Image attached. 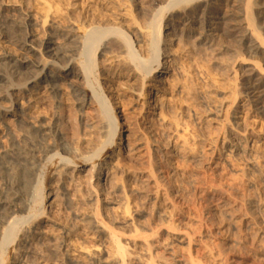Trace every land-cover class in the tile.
Masks as SVG:
<instances>
[{
  "label": "rangeland",
  "instance_id": "1",
  "mask_svg": "<svg viewBox=\"0 0 264 264\" xmlns=\"http://www.w3.org/2000/svg\"><path fill=\"white\" fill-rule=\"evenodd\" d=\"M171 1L177 0H0L11 20L37 15L36 38L26 50L10 29L0 30V92L9 97L1 107L7 115L25 110L22 120L47 126L55 146L39 163L27 197L24 228L31 225L36 234L25 264H75L62 248L67 236L106 259L113 250L108 233L127 250L126 264H264V1L255 8L260 38L246 20L248 0L170 7L154 62L155 16ZM68 31L79 49L58 58L54 49ZM93 35L96 46L111 52L98 55L89 71L96 46L86 51L82 42ZM119 36L129 49L114 43ZM48 40L50 49L43 45ZM15 63L26 65L22 73L14 74ZM103 98L119 124L104 112ZM0 123V137L11 146ZM12 123L25 146V136L41 139ZM119 132L130 144L115 160ZM65 164L76 172L62 174ZM101 167L115 177L96 199L88 184ZM91 212L103 231L82 220ZM8 240L0 264L8 251L14 264L16 237Z\"/></svg>",
  "mask_w": 264,
  "mask_h": 264
},
{
  "label": "bare ground",
  "instance_id": "2",
  "mask_svg": "<svg viewBox=\"0 0 264 264\" xmlns=\"http://www.w3.org/2000/svg\"><path fill=\"white\" fill-rule=\"evenodd\" d=\"M184 1L186 0H179V1L177 0V1H171L167 3L166 4L167 6L165 5L161 9V11L159 10L158 14L155 16V20H154L155 22H154V26L152 29L153 31L151 34L152 44L156 52L155 54L156 56L154 57L155 59L154 62L159 61L160 54L163 51V49L161 48V44H164L165 39H166V33L164 32L166 26H165L164 21L166 18L167 10L170 7L175 8L176 4L178 5ZM224 1L226 2L229 0H209L207 3V6L211 8L214 5H216L218 2L221 3ZM261 1H264V0H261ZM259 2H260L259 0H248L247 7H246V20H248L249 27L253 29L254 33L260 38L261 37L260 35L261 33H259L260 28L257 26L256 18H255V8L260 5ZM261 15H262L261 16L262 20H264V14L262 13ZM36 18H37V15L36 16L27 15V17H25L24 19L11 20L7 17V15L4 12H0V30L3 32L4 29L6 30L10 29L13 38H15L18 43H20V47L22 49L26 50L27 47H29V44L30 43L32 44L34 39L36 38L35 34L33 33V30L31 31L32 29L31 24L33 23V21H35ZM258 18L259 17H257V19ZM69 32L70 31H68V33L63 35V43L58 44V49L56 50L54 49V52H56L55 56L58 58L65 59L69 56H72L70 54L73 52H76L79 49L78 47L79 38H76V36L74 35H70ZM99 33L101 34V32ZM103 37L104 36L101 34L98 38V42H100L99 40ZM86 39L87 38H85V40L82 42L83 49H86V51H88L87 49L94 50L92 48L95 47L97 44L96 37L93 35L87 40ZM114 39H115L114 41L115 44H118V45L125 44L128 49L131 47V44L128 43L126 39L122 36H119L118 38H114ZM260 39H261L260 41H262V45H264V41L262 40V38ZM44 42L45 41H43V43ZM51 44H53V42L51 40H48L43 45L44 47H46V49H50L49 47ZM54 44H57V43H54ZM95 49H96L95 53L93 52L94 54L91 56L92 58L89 64L87 65V67H85L87 70L89 69V71L90 70L92 71V69L97 65L98 55L105 57L111 52L108 46H103L102 44L99 46H96ZM50 51H53V50H50ZM252 51L258 52L259 47L254 46L252 48ZM25 67L26 65L23 63H17V64L15 63L12 68L15 70L14 74H20L22 73V70ZM49 78H50L49 76H46L45 78V80L47 79L46 82H50ZM4 82H5V78L0 77V84ZM249 90L255 96L261 94V91L258 87H249ZM8 99L9 97L5 93L0 92V122H2L3 127L6 131V134H8V136L12 140L11 141L12 145L8 146L2 140L3 138L0 137V179H2L5 182L4 187L3 188L0 187V253L10 244L9 243L10 240H8V238L10 237L12 239V237L14 238L16 237V245H15L14 257H13L14 264H25L26 263L25 259H27L26 251L29 250L33 246L32 235L34 233L33 226L28 225V227L24 228V224L26 223V221H23L24 214L30 210L27 197L29 196L31 188L35 182L36 171H37L38 165L41 164L40 162L51 152L52 149H54L55 146L51 145L48 141V137L51 135V130L48 129L47 126L40 125V124H39L40 126H37L32 120L33 118H30L31 120L29 119L28 121H26L28 118L25 120H22V115L26 114L24 112L25 110L22 109L20 111L21 114L19 115L5 114L1 105L3 101L8 100ZM105 99L106 98H103L101 100V105L105 107L104 112L106 113L112 112L113 114H111V119L113 121H116L119 124V117L117 116L115 112V108L113 107V105L108 104L109 100L105 102ZM9 117L10 118L12 117V120H9ZM11 121L22 123L24 126H28L29 130H34V131L36 130V134H38V136L41 139L38 142H34V141H31L30 138H28V136H25L23 140L28 142L27 145L25 146L23 144V141L19 139L20 137L18 138L17 135L15 134L13 130V126H12L13 123ZM116 138L117 139L113 143V147L116 146L118 149L115 151L114 156L111 157L115 160L120 158V156L122 155V152L125 149L126 150L129 149V144H130L126 141V137L123 136L122 132H119ZM115 168L118 169L117 167ZM75 172H76V169H73L68 164H65L64 168L62 169V174H65L66 176H68L69 174L73 175V173ZM87 172H92L93 174L92 170H88ZM114 177H112L110 172H108L106 169L101 167L100 173L97 179H91V181L89 180L90 182L88 186L90 190L92 191V193H94V197H97L96 199H99L98 198L99 191L101 190L102 192L103 187L112 183L113 182L112 178ZM150 178H151L150 175L146 176L145 182H149ZM120 185L121 184H119V189H120V193L118 192L119 194H121V192L124 193V190L120 188L121 187ZM112 186H113V183L110 184V187ZM158 197H159V194L155 195L156 199H158ZM55 199L56 198L54 197V199H50L51 201L49 200L48 208H52L54 204H56ZM46 204H44V206ZM82 220L91 221L92 224L95 226V228H97L98 230L102 229V231L104 230L101 227V223L99 222L97 218V214L95 212H91L90 214H86L82 216ZM19 225H21L24 229L19 230L18 229ZM19 233L20 235L19 237H17ZM45 234L46 233L39 232L38 240L45 241L47 237ZM108 235H109L110 243L113 247V250L110 254L108 253L109 256L106 259H103L102 257L103 255L100 253L98 248H94V247L90 249L78 248L74 243H72L69 236H67L62 241V248L67 249L68 260L75 264H86L88 261L94 262V263L98 262V264L99 263L100 264H126V257L128 256L127 250L124 248V246L121 244V241L116 236H112L109 233ZM38 240L36 241L37 243H38ZM133 244L136 245V242L133 241ZM9 254H10V251H8V259L7 257H2V264H8V261L11 260V258H9ZM39 256L40 255L38 253L33 254V257L35 259H39Z\"/></svg>",
  "mask_w": 264,
  "mask_h": 264
}]
</instances>
